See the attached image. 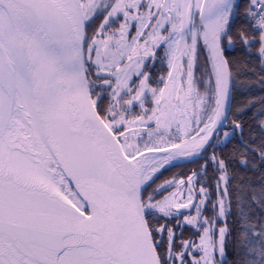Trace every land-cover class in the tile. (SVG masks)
<instances>
[{
	"label": "snow or ice",
	"instance_id": "1",
	"mask_svg": "<svg viewBox=\"0 0 264 264\" xmlns=\"http://www.w3.org/2000/svg\"><path fill=\"white\" fill-rule=\"evenodd\" d=\"M0 264H264V0H0Z\"/></svg>",
	"mask_w": 264,
	"mask_h": 264
},
{
	"label": "trees",
	"instance_id": "2",
	"mask_svg": "<svg viewBox=\"0 0 264 264\" xmlns=\"http://www.w3.org/2000/svg\"><path fill=\"white\" fill-rule=\"evenodd\" d=\"M252 94L253 95H258L259 94L258 87L257 88H254L252 90ZM242 100H243V98L241 96V93L239 91L234 92V94H233V107H235L237 104H240L242 102ZM243 119L247 120V117H243ZM229 147H231V146H229ZM198 166L199 165L198 164H195V163H185V164H182L180 166H174V167H172V169L183 170V171H185V174H186L190 170H192V169H194L196 167L198 168Z\"/></svg>",
	"mask_w": 264,
	"mask_h": 264
},
{
	"label": "rangeland",
	"instance_id": "3",
	"mask_svg": "<svg viewBox=\"0 0 264 264\" xmlns=\"http://www.w3.org/2000/svg\"><path fill=\"white\" fill-rule=\"evenodd\" d=\"M203 55H206V54H203V53L201 54L202 60H203V57H204ZM160 67H161V65L159 63H157L156 68H155L154 71H159L160 70ZM197 74H199V73H197ZM172 167H174V166H170L166 171L163 172L162 175L159 176V179L156 180V184L161 183L166 178L167 179H171L174 174H179V173H182L183 172V170H180L181 172H177L174 169H172ZM177 170H179V169H177ZM177 178H178V176H177ZM153 187H155V185H153Z\"/></svg>",
	"mask_w": 264,
	"mask_h": 264
},
{
	"label": "flooded vegetation",
	"instance_id": "4",
	"mask_svg": "<svg viewBox=\"0 0 264 264\" xmlns=\"http://www.w3.org/2000/svg\"><path fill=\"white\" fill-rule=\"evenodd\" d=\"M185 164V163H184ZM180 165H182V164H178V165H174V166H180ZM197 168V167H196ZM195 169V168H194ZM175 171H177V172H181L180 170H177V169H174ZM182 173H184L185 174V171H183ZM188 173V172H187ZM179 178V177H178ZM165 194H167V193H165Z\"/></svg>",
	"mask_w": 264,
	"mask_h": 264
},
{
	"label": "bare ground",
	"instance_id": "5",
	"mask_svg": "<svg viewBox=\"0 0 264 264\" xmlns=\"http://www.w3.org/2000/svg\"><path fill=\"white\" fill-rule=\"evenodd\" d=\"M181 162H182V161H175V162H173V163H174V165H175V164H177V163H181Z\"/></svg>",
	"mask_w": 264,
	"mask_h": 264
},
{
	"label": "water",
	"instance_id": "6",
	"mask_svg": "<svg viewBox=\"0 0 264 264\" xmlns=\"http://www.w3.org/2000/svg\"><path fill=\"white\" fill-rule=\"evenodd\" d=\"M184 163H186V162L177 163V164H175V165H178V164H184Z\"/></svg>",
	"mask_w": 264,
	"mask_h": 264
}]
</instances>
